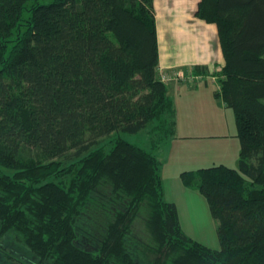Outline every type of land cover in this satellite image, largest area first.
<instances>
[{"label": "trees", "instance_id": "1", "mask_svg": "<svg viewBox=\"0 0 264 264\" xmlns=\"http://www.w3.org/2000/svg\"><path fill=\"white\" fill-rule=\"evenodd\" d=\"M197 14L218 25L211 75L241 149L237 168L181 175L220 249L165 198L177 119L154 0H0V264H264V0H200ZM145 130L147 145L122 135Z\"/></svg>", "mask_w": 264, "mask_h": 264}, {"label": "crops", "instance_id": "2", "mask_svg": "<svg viewBox=\"0 0 264 264\" xmlns=\"http://www.w3.org/2000/svg\"><path fill=\"white\" fill-rule=\"evenodd\" d=\"M199 3L154 0L159 67L170 75L168 93L177 119V134L161 153L162 175L165 198L176 204L183 231L220 249L207 198L181 175L218 164L237 168L241 149L234 110L216 93L219 82L211 75L225 64L218 25L198 16Z\"/></svg>", "mask_w": 264, "mask_h": 264}, {"label": "rangeland", "instance_id": "3", "mask_svg": "<svg viewBox=\"0 0 264 264\" xmlns=\"http://www.w3.org/2000/svg\"><path fill=\"white\" fill-rule=\"evenodd\" d=\"M28 15V14H27ZM235 128H236V125H235ZM148 131H144V132H142L141 134H131V133H123L122 135L124 136V137H126L127 139H129V140H131V141H133V142H135V141H137V142H140V143H142V144H144V145H147L148 143H149V140H148V133H147ZM78 159H72V160H67V161H64V166H68V165H70V164H72L73 162H76ZM3 169H5V168H3ZM6 171H9V170H7L6 169ZM137 228L136 229H139V230H143V226H142V224H140V223H138L137 222V226H136ZM18 259H20L19 257H17ZM14 264H17L18 263V260L17 259H15L14 260ZM21 262H23V263H26L27 261L26 260H22L21 259Z\"/></svg>", "mask_w": 264, "mask_h": 264}, {"label": "built area", "instance_id": "4", "mask_svg": "<svg viewBox=\"0 0 264 264\" xmlns=\"http://www.w3.org/2000/svg\"><path fill=\"white\" fill-rule=\"evenodd\" d=\"M160 75H161L162 80L166 82L170 79V75L167 74L162 68H160Z\"/></svg>", "mask_w": 264, "mask_h": 264}]
</instances>
